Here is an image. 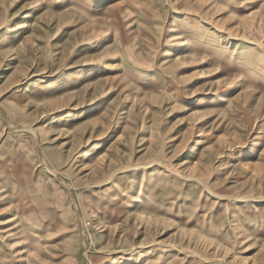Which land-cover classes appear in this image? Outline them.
Returning <instances> with one entry per match:
<instances>
[{"label": "rangeland", "instance_id": "374dc122", "mask_svg": "<svg viewBox=\"0 0 264 264\" xmlns=\"http://www.w3.org/2000/svg\"><path fill=\"white\" fill-rule=\"evenodd\" d=\"M0 264H264V0H0Z\"/></svg>", "mask_w": 264, "mask_h": 264}]
</instances>
